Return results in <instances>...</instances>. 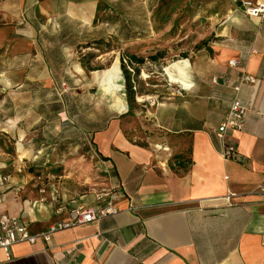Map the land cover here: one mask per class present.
I'll list each match as a JSON object with an SVG mask.
<instances>
[{"label":"crops","instance_id":"crops-1","mask_svg":"<svg viewBox=\"0 0 264 264\" xmlns=\"http://www.w3.org/2000/svg\"><path fill=\"white\" fill-rule=\"evenodd\" d=\"M208 3L214 36L180 69L185 92L149 117L147 128L160 133L136 143L113 118L88 140L114 175L119 214L59 231L49 243H17L9 255L0 249V264H264V18L248 16L241 0ZM34 4L0 0V62L9 84L30 78L29 41L21 35ZM50 71L46 63L33 78L53 82ZM245 73L257 77L254 85L240 84ZM236 97L248 105L247 122L228 142L243 163L222 157L214 133ZM181 156L192 161L186 169L177 165ZM8 168L0 163V212L27 221L32 233L78 205L100 204L75 177L45 184L24 166Z\"/></svg>","mask_w":264,"mask_h":264},{"label":"rangeland","instance_id":"rangeland-1","mask_svg":"<svg viewBox=\"0 0 264 264\" xmlns=\"http://www.w3.org/2000/svg\"><path fill=\"white\" fill-rule=\"evenodd\" d=\"M34 1V12L25 14L29 28L21 35L29 41L31 54L26 85L5 81L0 62V163L8 169L24 166L45 184L63 175L75 177L97 197L118 186L89 146L90 136L117 118L134 142H152L150 138L160 133L147 128L153 110L180 96L179 90L185 92L172 84L180 81L184 68L179 60L202 47V39L214 36L211 3ZM39 52L46 55L37 60ZM174 61L180 67L172 65L166 73L164 67ZM46 63L55 79L50 83L33 78L42 76ZM87 64L100 69L89 71ZM123 65L132 77V103Z\"/></svg>","mask_w":264,"mask_h":264},{"label":"built area","instance_id":"built-area-1","mask_svg":"<svg viewBox=\"0 0 264 264\" xmlns=\"http://www.w3.org/2000/svg\"><path fill=\"white\" fill-rule=\"evenodd\" d=\"M245 13L250 17L264 18V2L258 0H241ZM125 63L128 61L124 59ZM230 65L238 64L237 60H231ZM216 80V79H214ZM257 77L245 73L241 77L240 84L254 85ZM240 89V86L237 87ZM179 94L183 92L179 90ZM248 105L239 97L234 98L230 102L229 112L223 119L222 123L214 130L215 136L221 144L220 153L225 160H233L243 163L246 157L239 151L237 147L228 142V134L232 131H242L247 122ZM3 181L7 180L4 176ZM42 192L46 190L41 189ZM118 193L116 188L100 193L97 195L98 205H78L69 210L68 218L65 220H57L51 222L47 229L40 233H32L29 223L20 217H9L0 212V249H3L8 255L13 245L20 242L36 243L39 239L46 243L51 242L53 234L66 229L74 228L99 221L108 216L119 214L120 209L115 203V197ZM233 195H227V206H233Z\"/></svg>","mask_w":264,"mask_h":264},{"label":"trees","instance_id":"trees-1","mask_svg":"<svg viewBox=\"0 0 264 264\" xmlns=\"http://www.w3.org/2000/svg\"><path fill=\"white\" fill-rule=\"evenodd\" d=\"M206 42L205 41H203L202 42V44H205ZM133 59H135V60H138L139 62H143V59H139L138 57H136V56H133L132 57ZM86 68H87V70H89V71H93V70H99L100 69V67H93V66H91V65H86ZM80 71H82V69L81 68H78ZM139 71V70H138ZM137 71V72H138ZM123 72H124V74H125V78H126V80H127V92H128V99H129V102L130 103H132L134 100H135V91H134V89H133V85H132V82H131V79H132V77H131V73H130V71L126 68V66L125 65H123ZM104 83V85L106 86V83L105 82H103ZM116 106H118L119 107V109H121V104H118V105H116ZM128 137V136H127ZM176 162H177V165L178 166H180L181 168H184V169H186L187 167H188V165L189 164H191V159H189V158H187V157H184V156H181V157H178L177 159H176Z\"/></svg>","mask_w":264,"mask_h":264},{"label":"bare ground","instance_id":"bare-ground-1","mask_svg":"<svg viewBox=\"0 0 264 264\" xmlns=\"http://www.w3.org/2000/svg\"><path fill=\"white\" fill-rule=\"evenodd\" d=\"M179 62H180L181 65L184 66V67H188V66H190V60H189V59H180ZM179 62H178V61H174V62H172L171 64H169L168 66H165V67H164V71H165L166 73H168V69H169V67H171L172 65H176L177 67H178V66L180 67ZM169 80L172 81V78H171L170 76H169ZM175 81H176V80H175ZM172 84L178 85V86H180L182 89H183V87H184V88H187V84L184 83V82H178V81H176V82H174V83H172Z\"/></svg>","mask_w":264,"mask_h":264}]
</instances>
